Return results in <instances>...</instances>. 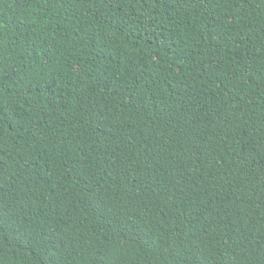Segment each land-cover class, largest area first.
Here are the masks:
<instances>
[{"label": "trees", "instance_id": "1", "mask_svg": "<svg viewBox=\"0 0 264 264\" xmlns=\"http://www.w3.org/2000/svg\"><path fill=\"white\" fill-rule=\"evenodd\" d=\"M0 264H264V0H0Z\"/></svg>", "mask_w": 264, "mask_h": 264}]
</instances>
